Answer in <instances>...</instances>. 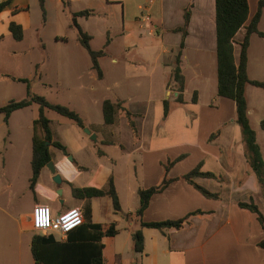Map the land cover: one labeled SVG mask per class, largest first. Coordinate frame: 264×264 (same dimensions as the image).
Returning <instances> with one entry per match:
<instances>
[{
    "label": "crops",
    "instance_id": "crops-1",
    "mask_svg": "<svg viewBox=\"0 0 264 264\" xmlns=\"http://www.w3.org/2000/svg\"><path fill=\"white\" fill-rule=\"evenodd\" d=\"M2 1L4 0H0ZM75 1L69 0V9H66L63 0H45V17L39 0H9V4L0 12V40L9 37L14 39L9 29L11 21L20 24L23 29V38L14 39L17 42H24L28 29L34 30L40 58L42 57L35 62L34 73L40 79L49 57L48 45L42 33L48 25L53 24L51 19L56 20V27H67L70 32L74 29L71 35L79 42L76 28L70 26V12L87 9L90 10L89 16L77 17V22L84 31L91 34L83 27L82 22L95 18L107 36L113 30L122 39L124 53L120 54L121 59L117 56L111 58V63L118 65L121 70L119 72L122 73L120 78L113 81L112 86L117 90L118 96L109 99L123 101V106L133 114L136 133L130 127L124 112L120 116L118 113V119L112 123L118 124L119 136L116 138L102 137V130L91 129V133L96 135L93 140L83 128L69 123L73 136L61 140L72 160L69 161L68 155L59 148L61 155L57 158L52 155L51 159L60 171L62 182L68 183L72 192V187L104 188L109 177L113 176L122 208L121 212H115L114 209L113 212L122 217L127 214L125 218L130 223V234L140 228L141 219L174 220L195 210L202 211L189 216L180 228H143L144 250L136 253L133 249L135 254L125 264H133L136 258L141 264H264V247L258 245L264 238V230L254 212L238 205L239 201L253 199L264 214V197L256 175L248 166L240 126L235 120V101L218 95L216 0H146L148 4L144 10L137 4L141 16L132 11L125 12L123 0H103L96 3L98 8L93 9H75ZM258 2L259 0H248L246 24L255 14ZM117 6L123 7L122 16L119 15ZM37 16L38 19H35ZM184 26L187 30L181 60L185 77L184 103H178L175 100L178 92L174 82H170V77L176 51L182 40V32L175 29ZM57 31L56 33H60L58 29ZM244 32L245 27H241L234 36L236 61ZM239 33L241 37L237 36ZM71 35L57 34V49L63 50V47L68 46ZM111 43L108 38L103 47L99 48L105 51L99 61L108 54ZM79 44L82 46L80 42ZM26 52L27 48L23 46L13 54ZM70 62L75 60L70 57ZM102 72L101 79L105 74L103 69ZM4 75L9 78L14 76L8 73ZM142 87L145 88L143 93L140 92ZM194 91L198 96L196 102L192 101ZM105 99L107 98L103 101ZM164 99L170 102L167 116H164ZM249 109L248 104V111ZM217 130L219 132L212 137ZM52 133L53 139L54 135L60 138L54 130ZM88 140H92L94 144L90 145ZM109 147H114L116 151ZM180 155L183 157L173 163L168 175L181 176L201 163L202 171L213 172L223 179L194 176V181L218 193L219 198L204 196L192 184L180 178L172 181L163 191L153 194L142 216H137L139 200L135 204L133 199L137 196L138 188L160 183L165 172L164 165ZM62 167H67L70 171L64 173ZM44 170L45 167L38 172L33 189L29 181L34 198L33 207L37 203L50 205V201L58 200L61 195L57 192L61 184L57 185L53 181L52 173H48L47 181L41 178ZM107 197L109 196L75 197L77 201L73 207L84 210L89 205L93 222L102 223L105 227L114 222L117 227V218H99L102 214L106 219L110 215V211L102 206V200ZM41 198L48 202H39ZM59 212L61 211H57ZM137 226L139 227L136 229ZM53 234L55 235L54 232ZM116 235L103 237L106 264H124L122 253L116 249ZM64 238L62 235L57 239ZM29 243L31 250L32 237ZM33 263L35 264L34 258Z\"/></svg>",
    "mask_w": 264,
    "mask_h": 264
},
{
    "label": "rangeland",
    "instance_id": "rangeland-1",
    "mask_svg": "<svg viewBox=\"0 0 264 264\" xmlns=\"http://www.w3.org/2000/svg\"><path fill=\"white\" fill-rule=\"evenodd\" d=\"M100 1L103 0H76L74 8H98L99 5L96 3ZM123 1L125 12L132 11L138 16L142 15L141 10H144L145 5L148 4L146 0ZM137 4L142 6L141 10L137 8ZM38 8L37 6L36 9L38 10ZM118 8L119 15L122 16L123 7L117 6ZM37 13L39 20H41L40 11L38 10ZM38 16L35 19H38ZM51 22L53 24L48 25L42 33L44 41L48 45L49 57L46 66L42 69L43 76L41 79L38 74L34 73L35 62L42 57L40 58L38 41L33 29L26 31L24 42H17L11 37L0 40V106L5 105L10 100H19L27 96V84L12 80L4 73L25 76L29 78L31 93L41 95L51 103L65 105L79 111L85 122V128L102 130L100 136L118 137V124H107L104 121L102 102L104 98L114 99L118 96L117 90L112 86L113 81L120 78L122 73L119 72L121 70L118 69V65L111 63V58L113 56L119 57L120 54L124 53L121 46L122 39L113 30L107 36L95 18L82 22L83 27L93 35L92 48H102L108 38L112 41L108 47V54L100 58L99 61L105 72L101 79L96 70L91 67V58L87 50L72 37L71 34L74 29L70 32L67 27L62 28L61 25L56 27L55 19H51ZM258 26L259 30L264 31V10ZM57 29L60 33H56L58 32ZM241 33L237 36L241 37ZM57 34L71 35L69 45L63 47V50L56 47V44H59L55 42ZM23 46L27 48L26 53L13 54L17 48ZM70 57L75 62H70ZM247 73L252 79L264 81V37L257 33L250 36ZM144 90L145 88L142 87L140 92L143 93ZM246 96L250 107L248 111L250 125L256 132L257 141L264 158V130L260 126L261 120L264 119V90L248 84ZM121 112L124 111L120 110L119 116L122 115ZM44 113L50 119L52 130L60 136L59 138L54 135L56 140L63 142L62 140H67L68 137L73 136L69 123L74 122L49 108H44ZM38 116V103H32L31 106L15 110L8 121H5L3 113H0V264H34L29 242L32 234L38 231H34L32 224L34 198L29 188V178L33 175L31 164L33 138L44 135L43 129L36 123ZM111 131L114 133L112 134ZM88 142L90 145L94 144L92 140H88ZM48 146L53 157L56 156L55 158H57L61 155L60 150L51 145V142ZM98 146L102 147L101 145ZM109 148L116 151L114 147ZM45 169L41 178L47 181L48 173L51 172L46 165ZM62 170L64 173L70 171L67 167H62ZM62 188L64 191L59 199L49 203L54 213L59 210L63 212L73 207L77 201L68 183L62 182ZM61 199H64L63 203ZM106 199L102 200V206L110 211V215L107 219L103 214L99 218L100 220L110 218L119 220L117 227L120 232L115 236V243L118 252L122 253L125 264L135 254L132 248V234L128 230L130 223L120 214L115 215L110 198L107 197ZM138 200L137 194L133 201L136 204ZM38 201L48 202L43 198ZM54 233L57 238H61L62 234L59 231ZM108 260L110 261L109 258Z\"/></svg>",
    "mask_w": 264,
    "mask_h": 264
},
{
    "label": "trees",
    "instance_id": "trees-1",
    "mask_svg": "<svg viewBox=\"0 0 264 264\" xmlns=\"http://www.w3.org/2000/svg\"><path fill=\"white\" fill-rule=\"evenodd\" d=\"M9 4V0L0 2V12ZM64 7L69 9V0H63ZM39 5L42 10L43 17H45V0H39ZM216 58H217V87L218 95L231 98L235 101L236 106V122L240 126L242 141L244 142L248 166L256 175L260 191L264 197V158L260 145L257 141V135L250 125L248 114V101L246 96V87L248 84L260 87L264 90V81L252 79L248 76V47L250 44V36L257 33L264 37V31L259 30V22L264 10V0H259L257 10L250 21L246 24L249 13L248 0H216ZM71 23L70 26L77 30L78 40L84 46L91 58L92 68L97 72L98 77L103 76V72L99 63V57L105 54L103 49L94 50L90 46L92 35L84 31L77 22L78 16H89L90 10L84 9L77 12H70ZM241 27H245L243 38L240 42V52L238 61L234 57V36ZM10 32L14 39L21 40L23 38V29L20 24L11 21L9 24ZM176 31L182 32V40L177 49L174 64L171 72L170 82H174L176 91L178 92L175 100L178 103H184L183 91L185 86V77L182 73V53L184 47V38L187 35L186 27H179ZM13 80L25 82L27 84V96L19 100H10L5 105L0 106V113H3L4 120L8 121L10 115L18 109L28 107L32 103L39 104V116L36 123L44 131L42 137L35 136L32 144V159L31 164L33 168V176L30 178V187L33 189L38 179L37 172H40L43 167L52 159L50 147L46 145V141H50L51 145L61 149L66 155L69 154L66 146L53 139V133L50 127V119L45 115L44 108H49L62 116L67 117L81 128L85 127V123L79 112L68 106L51 103L43 96L33 94L30 91L29 78L11 76ZM197 92L194 91L192 101H197ZM120 110L124 111L130 127L136 133V124L133 114L123 106L122 100L112 101L107 98L102 102V112L104 121L107 124L115 122L117 114ZM170 111V102L164 99V116H167ZM260 126L264 130V119L261 120ZM219 130L215 131L211 136H215ZM101 153V152H100ZM180 155L172 161H168L164 165L165 172L160 183L149 186L147 188L139 187L137 194L139 197V206L136 210L137 216H142L144 210L147 208L150 198L153 194L163 191L172 181L177 179H184L198 189L204 196L209 198H219V194L212 192L195 182L194 176H206L223 179L217 177L213 172L202 171L201 163L197 164L189 172L178 176L171 177L168 171L173 163L182 158ZM72 194L77 198H92L95 196H109L112 200L113 209L115 212H121V203L118 196L113 176H110L106 187H72ZM238 205L254 212L257 216L264 230V214L259 209L258 205L253 199L250 201H239ZM201 210H195L188 213L186 216L164 221H140V228L132 233V245L136 253H142L144 250V235L142 229L148 228H180L182 224L192 214L200 213ZM84 222L69 231L64 239H57L53 233L36 232L32 236L31 252L35 264H106L104 256V236H114L119 233V229L114 222L105 227L102 223L93 222L91 219V207L85 206ZM127 217V214H124ZM258 245L264 247V238L258 242ZM133 264H141L136 258Z\"/></svg>",
    "mask_w": 264,
    "mask_h": 264
},
{
    "label": "built area",
    "instance_id": "built-area-1",
    "mask_svg": "<svg viewBox=\"0 0 264 264\" xmlns=\"http://www.w3.org/2000/svg\"><path fill=\"white\" fill-rule=\"evenodd\" d=\"M84 222V213L80 207H71L63 212L54 213L45 203L33 207L32 224L36 231L53 233L59 231L63 236Z\"/></svg>",
    "mask_w": 264,
    "mask_h": 264
},
{
    "label": "water",
    "instance_id": "water-1",
    "mask_svg": "<svg viewBox=\"0 0 264 264\" xmlns=\"http://www.w3.org/2000/svg\"><path fill=\"white\" fill-rule=\"evenodd\" d=\"M83 131L86 132V133H88V134H90L91 139H93V140L96 139V137H95L96 135H95V134H92L91 131H90V129L84 127V128H83ZM49 143H50V141L46 142V145H49ZM67 159H68L69 161H71V160H72V156H71V155H68V156H67ZM46 167H48V169H49L50 172L52 173V179H53V181H54L57 185L61 184V183H62V177H61L60 171H59V169H58L56 163H54L53 160H50V161L46 164ZM57 192H58V195H60V194L62 193V189H61V188H58V189H57ZM38 264H40V263H38Z\"/></svg>",
    "mask_w": 264,
    "mask_h": 264
}]
</instances>
